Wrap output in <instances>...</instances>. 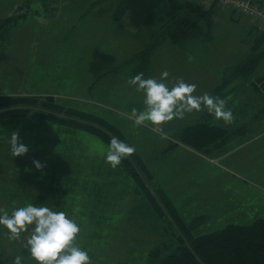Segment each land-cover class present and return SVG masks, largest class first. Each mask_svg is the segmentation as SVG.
<instances>
[{
	"label": "rangeland",
	"instance_id": "rangeland-1",
	"mask_svg": "<svg viewBox=\"0 0 264 264\" xmlns=\"http://www.w3.org/2000/svg\"><path fill=\"white\" fill-rule=\"evenodd\" d=\"M19 1H0V17L6 16ZM33 1L29 6L39 16L31 15L26 23L10 27L6 37L0 38V96L53 89L70 95L55 100L60 106L101 117L115 126L142 160L144 171L137 166L160 210L142 194L122 162L115 169L105 162L108 145L101 139L58 126L44 131L42 126H49L37 122L21 139L24 145L31 141L37 149L29 145L28 153L19 157H12L9 148L0 149V207L10 214L14 208L31 203L67 213L81 228L78 243L88 251L91 264H151L150 251L176 238L171 227H175V221L181 220L191 236L198 238L229 225L250 226L264 219V82L257 84L258 91L252 86L254 79L264 77V59L250 78L240 81L231 75L250 53V21L246 17L222 9L212 17L211 8L206 7L208 16L198 22L206 39L210 38L206 50L202 51L195 39L186 44H196L195 52L187 46L182 49L187 53H183L168 42L151 55L148 68L155 71L144 75L145 79H158L169 69L171 75L165 83L170 87L183 79L197 85L195 95L209 93L226 99L227 105L235 104V93V120L225 125L240 133H229L228 137L198 148L169 136L178 129L183 132L187 127L209 124L206 118L200 119L208 114L206 109L174 119L159 131L151 125L133 128L128 117L133 108L143 110L144 96L127 84V69L119 79L104 85L108 79L103 78L95 85L106 86L108 98L87 90L93 83L92 75H82L84 69L74 67L85 65L84 58L92 57V48L102 37L98 33L111 20L115 24L113 18L106 17L104 25L100 20L91 24L70 20L68 25L78 23L76 28H69L70 33L66 20L63 25L46 24L43 28L41 17L46 12L43 8L37 10V2ZM83 1L88 0H78ZM173 1L110 0L116 8L119 4L117 11L107 12L119 22L114 29L115 41L128 38L124 40L132 41V47L147 48L148 36L163 23L159 22L162 10ZM194 15L192 19L196 21ZM115 41L106 47L109 52L120 54L117 66L123 69L130 57L116 51L120 46ZM259 43V52H263L264 45ZM226 69L229 71L224 73ZM217 85L221 87L216 89ZM97 98L103 104L91 101ZM106 104L113 107L106 109ZM118 110L125 114H118ZM161 134L166 138L161 139ZM34 161H40L43 169H36ZM6 232L0 226V261L13 264L19 255L22 264H37L24 247L27 233L22 234L20 241H11Z\"/></svg>",
	"mask_w": 264,
	"mask_h": 264
},
{
	"label": "trees",
	"instance_id": "trees-1",
	"mask_svg": "<svg viewBox=\"0 0 264 264\" xmlns=\"http://www.w3.org/2000/svg\"><path fill=\"white\" fill-rule=\"evenodd\" d=\"M13 22L14 19L0 21V38L6 37ZM201 35L202 31L197 21L187 15L177 16L158 28L154 44L134 55L129 63L138 62L137 68L140 71H145L154 50L164 42L169 41L175 45H183L198 39ZM260 50L257 42L251 55L244 60L245 62L234 67L231 73L233 78H239L238 80L241 81V79L245 80L255 75L264 59V51L259 52ZM262 81L264 82V77L260 76L252 82L256 91H258L257 84ZM36 122L49 126H42L44 131L58 126L59 128L87 132L98 137L107 145L112 137H117L129 144L122 136L121 131L106 120L75 109L62 107L53 98L0 96V149L11 148L9 141L14 131L19 132L21 142V139L35 127ZM236 131L239 132L236 128L227 132L217 127L201 125L186 129L180 136V140L186 146L199 148L201 145H210V142L217 138H225L229 133L235 134ZM25 145L37 149V146L31 145V141H27ZM122 163L129 175L139 185L142 194L159 211L160 208L144 180L142 172L145 168L139 156L134 153L131 157L122 160ZM137 165L141 166L143 171ZM158 214L163 215V212ZM174 226L171 227L177 234L176 238L174 237L170 242L150 251L151 264H264V219H259L250 226L229 225L224 230L198 238L191 236L190 229L188 230L181 220L175 221ZM0 264L6 263L0 261Z\"/></svg>",
	"mask_w": 264,
	"mask_h": 264
},
{
	"label": "clouds",
	"instance_id": "clouds-1",
	"mask_svg": "<svg viewBox=\"0 0 264 264\" xmlns=\"http://www.w3.org/2000/svg\"><path fill=\"white\" fill-rule=\"evenodd\" d=\"M170 73L164 70L160 77L144 78L140 73L127 80V84L143 93V110L132 109L128 117L133 121L132 127L151 125L159 130L164 124L174 119H183L186 114L207 110V113L232 124L234 114L226 108L227 100L209 93L195 95L197 85L186 83L183 79L176 80L171 87L165 81ZM166 138L161 134V139ZM10 154L12 157L23 156L29 149L20 142L19 132L14 131L10 138ZM136 152L131 146L117 137H112L108 145L105 162L113 169L122 160ZM36 169L42 170L44 165L34 161ZM0 226L7 229L6 235L11 241H20L22 234L24 247L37 264H91L88 251L78 243L80 226L63 211H53L46 206H35L31 203L14 208L11 213L0 207ZM13 264H22V257L17 255Z\"/></svg>",
	"mask_w": 264,
	"mask_h": 264
},
{
	"label": "crops",
	"instance_id": "crops-1",
	"mask_svg": "<svg viewBox=\"0 0 264 264\" xmlns=\"http://www.w3.org/2000/svg\"><path fill=\"white\" fill-rule=\"evenodd\" d=\"M0 1L6 2V0H0ZM30 1L31 0H21V1L17 2L14 5V7L10 11H8L6 16L4 15V16L0 17V21L2 18L4 20L14 19V23L11 25V27L12 26L17 27L21 23H26V20L29 17H31V15L38 17L39 16L38 11L35 12V10L29 6ZM33 2H37V4H36L37 10L43 8L46 12L44 14V16L41 17L42 25H40V27H43V28L46 26V24H51V26H60V24L66 20L67 31H68V33H70L69 28L73 29V28H76L78 25V23H77V25H75L74 22L71 25H68L70 20L76 21V22L77 21H88V22H90V24L92 23L91 21L100 20V21H102L103 25L107 21L106 17L107 18L109 17L111 19L113 18V20L115 21V24H114V22L112 23V20H111L110 25L109 26L106 25L103 29H101L100 33H98L102 37L96 42V44H94V46L92 48L91 56L93 58L92 57L84 58L87 61V63L85 65L79 63L76 67H74V69H80V70L84 69V72L82 73V75H85V76L92 75L93 83H91L87 89L91 93H93V91H97L96 93L99 96L105 95V98H108L107 94H109V93L107 92L106 86L103 88L100 87L99 85H98V87L95 86V85L101 83V80L103 78L108 79L107 82H103L104 85H107L110 81H115V79H119L118 76L122 75V73L124 74L125 69H127L125 76H128V79L131 78L133 75H137L140 73V72H138V68H137L139 65L138 62H135L133 64L126 63L125 64L126 66H124L123 69L121 67L117 66V61H118L120 54L114 53V52H109L107 47H106L110 41H112V40L115 41L114 36H115L116 31H114V29H115V27H118V25H119V22H116L115 15L111 14V13L108 15L107 12H112L114 10L117 11L119 4H117V8H116V6L111 5L110 0H88V1H83V2H78V0H34ZM17 7L21 8V9H18V11H16ZM206 7L211 8V12L209 13V15L212 17L216 16L219 9H222L223 11L228 10V9H223L221 6L214 5V4L196 3L194 1H189V0H174L171 4L168 5V7L166 9L162 10V11H164L163 17H162L161 21H159V22H163V23H160L162 26L163 24H165L166 22L172 20L173 18H175L177 16H185V15L189 16V18L192 19L193 14H195L194 16H196V19H197L196 21L199 22L201 17L208 16V11H207ZM13 11H14V13H13ZM228 11H230V10H228ZM15 13H17V15H15ZM247 20L250 21L248 24V28H249V36H250L249 43H250L251 49H250V53L248 54V56L246 58H248L251 55L252 49L257 42H258V44H260L259 42H261L264 45V27L260 26L259 24H257L255 21H253L251 19L247 18ZM61 25H63V24H61ZM114 25H116V26H114ZM112 26L114 28H112ZM156 31L157 30H154L148 36L149 37L148 42H150V43H149V46H147V48L153 44V41L155 40ZM72 34H74V31H72ZM206 38L207 37L205 36V34L202 33V35L198 39H196V41H194L196 43H200V46L202 47L201 48L202 51L206 50L209 47L208 42L210 41L209 40L210 38H208V39H206ZM124 39H128V38H122L118 41H115V42H118L117 45L120 46L118 49H116V51H122V52L127 53L128 58L130 57L129 60H131L134 55H136V54L147 49V48L142 49V48H138V47H132L133 42L128 41L129 39L128 40H124ZM144 42H146V40H144L143 43ZM168 42L169 41H166L164 43L167 44ZM195 45L196 44L190 43L188 45L185 44L182 47H179L178 45L171 43L172 47H174L177 50H180L181 52H183L182 49H186L187 46L189 47V49H192V51L195 52L196 50H198V47H196ZM100 46H102V47H100ZM135 49H136V51L134 52ZM183 53H187V52H183ZM150 66H151V64H150ZM165 70H167L171 75V70H169V69H165ZM154 71L155 70L153 68L149 67L142 73L144 75H153ZM227 71H229V70L226 69L224 71V73H226ZM76 74L79 75L80 71H77ZM72 75L77 76L74 74H72ZM104 76H106V77H104ZM146 77L148 78V76H146ZM169 87H170V85H169ZM220 87L221 86L217 85L216 89H219ZM64 88L67 89V85H65ZM234 91H235V89H233V93H234ZM6 96H14V95H6ZM15 96H17V95H15ZM21 96L22 97L53 98L54 100H57L58 98H61V99H65L67 97L69 98L70 95H65V93H61V92L58 93L57 91H55L53 89H48V90L44 91L43 93H41V92H37L35 94L34 93H23V94H21ZM235 99H236V97H235V93H234L233 101L235 104H231V105L226 106L227 109H230V106H232L233 109L231 111L233 112V114H236ZM80 100H85V99L80 98ZM91 101H94L95 103H98L100 105L103 104V101L100 98H97L96 100L92 99ZM115 102H117V101H115ZM103 107L108 109V107H113V106L106 104V106H103ZM117 112H118V114H125L121 110H118ZM200 119L201 120L205 119V122L208 121L209 124H206L207 126L217 127L218 129H223V130H226L227 132L230 130L229 127L227 125H225V123L222 120L217 121L208 114L206 115V117H204L202 115V117ZM188 128H190V127H187L186 129H188ZM186 129H184V131ZM181 132H182L181 129H178L177 131H174V134L172 136H169V137L173 138V139H176L178 137L180 138L181 134L183 133V132L182 133ZM228 136H229V134H228ZM174 144L175 143L173 142V145ZM174 146H176V144Z\"/></svg>",
	"mask_w": 264,
	"mask_h": 264
},
{
	"label": "built area",
	"instance_id": "built-area-1",
	"mask_svg": "<svg viewBox=\"0 0 264 264\" xmlns=\"http://www.w3.org/2000/svg\"><path fill=\"white\" fill-rule=\"evenodd\" d=\"M221 6L264 27V0H189ZM161 130V129H159ZM158 130V131H159Z\"/></svg>",
	"mask_w": 264,
	"mask_h": 264
},
{
	"label": "water",
	"instance_id": "water-1",
	"mask_svg": "<svg viewBox=\"0 0 264 264\" xmlns=\"http://www.w3.org/2000/svg\"><path fill=\"white\" fill-rule=\"evenodd\" d=\"M19 9H21V8H19ZM15 15H17V13H15Z\"/></svg>",
	"mask_w": 264,
	"mask_h": 264
}]
</instances>
